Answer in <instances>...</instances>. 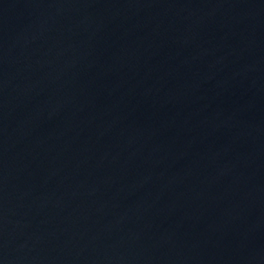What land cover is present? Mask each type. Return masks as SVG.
Instances as JSON below:
<instances>
[{
	"label": "water",
	"instance_id": "water-1",
	"mask_svg": "<svg viewBox=\"0 0 264 264\" xmlns=\"http://www.w3.org/2000/svg\"><path fill=\"white\" fill-rule=\"evenodd\" d=\"M0 264H264V0H0Z\"/></svg>",
	"mask_w": 264,
	"mask_h": 264
}]
</instances>
